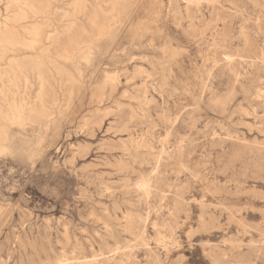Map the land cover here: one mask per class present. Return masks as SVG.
<instances>
[{
    "label": "rangeland",
    "instance_id": "obj_1",
    "mask_svg": "<svg viewBox=\"0 0 264 264\" xmlns=\"http://www.w3.org/2000/svg\"><path fill=\"white\" fill-rule=\"evenodd\" d=\"M0 32V264H264V0H0Z\"/></svg>",
    "mask_w": 264,
    "mask_h": 264
},
{
    "label": "bare ground",
    "instance_id": "obj_2",
    "mask_svg": "<svg viewBox=\"0 0 264 264\" xmlns=\"http://www.w3.org/2000/svg\"><path fill=\"white\" fill-rule=\"evenodd\" d=\"M12 2V1H11ZM11 2H9V3H11ZM25 5V4H24ZM27 5V4H26ZM22 6V5H21ZM21 8V7H20ZM29 10V9H28ZM31 12V11H30ZM32 15V14H31ZM33 18V17H32ZM40 20V19H39ZM47 21V20H46ZM2 29V28H1ZM1 33V32H0ZM2 35V34H1ZM8 35V34H7ZM3 36H6V35H3ZM1 37V36H0ZM2 48V47H1ZM10 68V67H9ZM12 76V75H11ZM14 78H16V77H14ZM9 103V107L12 109V113H13V115L16 117V118H22L21 117V113L19 112V110H17L16 109V106H15V104H14V102L13 101H10V102H8ZM16 103V102H15ZM33 109V108H32ZM0 116H2V117H5V116H7V114L4 112V111H2L1 109H0Z\"/></svg>",
    "mask_w": 264,
    "mask_h": 264
}]
</instances>
